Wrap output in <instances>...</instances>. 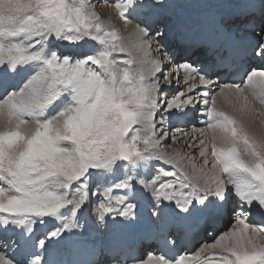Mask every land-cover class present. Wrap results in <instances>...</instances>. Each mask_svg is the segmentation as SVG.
<instances>
[{
    "label": "snow or ice",
    "instance_id": "6c2138e0",
    "mask_svg": "<svg viewBox=\"0 0 264 264\" xmlns=\"http://www.w3.org/2000/svg\"><path fill=\"white\" fill-rule=\"evenodd\" d=\"M230 6L215 29L241 48L239 83L187 62L192 40L162 20L170 0H0V264H99L89 219L111 229L107 264H264V0ZM198 103L196 136L165 127ZM137 226L155 245L146 258L130 245Z\"/></svg>",
    "mask_w": 264,
    "mask_h": 264
},
{
    "label": "bare ground",
    "instance_id": "6f19581e",
    "mask_svg": "<svg viewBox=\"0 0 264 264\" xmlns=\"http://www.w3.org/2000/svg\"><path fill=\"white\" fill-rule=\"evenodd\" d=\"M109 3L112 0H108ZM231 0H170V7L163 10L162 20L168 27L175 33L178 34H188L196 33L201 29V21L205 15L212 11H216L218 14L223 15L227 18L232 11L231 9ZM97 11L105 19H112V22L116 25L117 28L121 29L122 34L129 38V43L134 42L133 36V27L129 26L127 29L124 28L123 22L114 16V10L110 9L107 4L103 7H97ZM120 57L123 58V54H120ZM165 91L162 94L163 99L170 100L173 95H176L179 91L185 90V85L181 80V83L177 85L175 81L171 85H164ZM216 91V90H215ZM201 87L198 88L195 92L189 93L194 98L199 99V94L201 93ZM217 106L224 108L228 111L232 109L225 103H223L221 98H217ZM205 111V106L202 103H198L194 108L188 110V115L184 119L171 121L166 124L165 127L169 129L170 132H175L176 128H180L189 133L190 136H196L197 133L193 132V129H202L205 128V121L203 119ZM167 115L163 111V107L158 111L156 119L159 121L161 116ZM159 127V125H158ZM166 150L171 152L173 149H180L182 152H192L194 149L186 148L183 143L179 141L173 142L171 140L167 141ZM197 165L201 163L200 158H197L194 161ZM255 223H260V218L257 217L254 221ZM82 224H85V221H81ZM86 231L82 236H106V232L103 228H98L97 225L92 223L91 219L85 224ZM41 231H46L42 226H40ZM110 230V229H109ZM146 258V255H145Z\"/></svg>",
    "mask_w": 264,
    "mask_h": 264
}]
</instances>
